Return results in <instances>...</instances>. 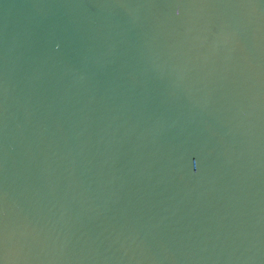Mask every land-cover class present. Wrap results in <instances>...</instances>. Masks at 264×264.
<instances>
[{
	"label": "water",
	"instance_id": "95a60500",
	"mask_svg": "<svg viewBox=\"0 0 264 264\" xmlns=\"http://www.w3.org/2000/svg\"><path fill=\"white\" fill-rule=\"evenodd\" d=\"M0 264H264V0H0Z\"/></svg>",
	"mask_w": 264,
	"mask_h": 264
},
{
	"label": "clouds",
	"instance_id": "9594fccd",
	"mask_svg": "<svg viewBox=\"0 0 264 264\" xmlns=\"http://www.w3.org/2000/svg\"><path fill=\"white\" fill-rule=\"evenodd\" d=\"M198 171V169H196Z\"/></svg>",
	"mask_w": 264,
	"mask_h": 264
}]
</instances>
